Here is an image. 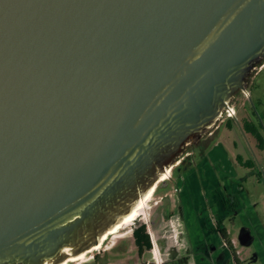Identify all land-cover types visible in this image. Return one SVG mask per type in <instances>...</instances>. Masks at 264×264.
<instances>
[{"label":"water","instance_id":"1","mask_svg":"<svg viewBox=\"0 0 264 264\" xmlns=\"http://www.w3.org/2000/svg\"><path fill=\"white\" fill-rule=\"evenodd\" d=\"M263 64L264 0H0V264L100 244Z\"/></svg>","mask_w":264,"mask_h":264},{"label":"rangeland","instance_id":"2","mask_svg":"<svg viewBox=\"0 0 264 264\" xmlns=\"http://www.w3.org/2000/svg\"><path fill=\"white\" fill-rule=\"evenodd\" d=\"M255 73L249 80L250 95L242 91L235 95L237 115L232 126L223 119L206 134L210 149L203 161L197 155L207 148L201 153L186 149L184 157L190 155L192 165L182 173L174 166L170 179L157 184L160 189L148 203V217L136 215L131 226L119 230L125 236L112 234L100 249L85 254L82 263L71 259L67 264H221L217 256L224 249L229 258L236 251L245 264H264V148L244 126L249 121L264 139V69ZM218 140L233 166L222 148L221 153L213 149ZM143 223L151 239H156L158 260L153 244L150 251L138 255L132 232ZM243 225L252 226L255 233L250 246L239 242ZM222 227H227L233 248L221 237Z\"/></svg>","mask_w":264,"mask_h":264},{"label":"flooded vegetation","instance_id":"3","mask_svg":"<svg viewBox=\"0 0 264 264\" xmlns=\"http://www.w3.org/2000/svg\"><path fill=\"white\" fill-rule=\"evenodd\" d=\"M235 120H236V118H235ZM214 133V132H213ZM212 133V134H213ZM210 134V133H209ZM208 137V136H207ZM207 137H206V135L199 141V143H197V144H193V145H190V146H188L187 148H192V151H194V150H197V151H199L200 153L202 152V151H204L206 148L208 149V147H209V143H208V141H207ZM206 149V150H207ZM210 149V148H209ZM209 149L203 154L205 157H207V153L209 152ZM202 154L201 155H197L198 156V158L199 159H201L202 161L205 159V158H203L204 156H203ZM189 159H190V155H188L187 157H183V161H188V162H190L189 161ZM236 160L238 161V158H236ZM183 161L182 160H180V163L178 164V166L181 164V163H183ZM229 161H230V164L233 166L234 165V161H232L231 159H229ZM238 163V162H237ZM172 171V170H171ZM171 173V172H170ZM170 176V174L168 173L163 179H166L167 178V176ZM167 180V179H166ZM160 181H162V180H160ZM156 188H157V185L154 187V189H153V191L151 192V194L145 199V201L142 203V205L137 209V211L135 212V215L133 216V217H128V218H126L121 224H119L118 226H116L112 231H110L105 237H104V239H103V242H101V244L98 246V247H95V248H93V249H91V250H89V251H87L85 254H87V253H90L91 251H93V250H98V249H100L101 247H102V245L104 244V242L108 239V237L110 236V235H112V234H117L116 236L117 237H123V236H125L126 234L124 233V232H120L119 230L120 229H122V228H124V229H126V228H128L129 226H131L132 224H133V222L134 221H132L133 219H135L136 217V215H141L140 217H142V218H147L148 217V203H149V201H151L152 200V198H153V196H154V193H155V191H156ZM146 205V207H144ZM140 210H142L140 213H139V211ZM237 213V212H236ZM238 215H240V211H238ZM242 228H244V229H246V230H250V232L252 233V236H253V242H254V240H255V233H254V231H253V228H252V226H250V225H246V226H244L243 225V227ZM241 228V229H242ZM226 229H227V227H226ZM227 231H228V229H227ZM220 233V232H219ZM221 235V234H220ZM221 237H222V235H221ZM153 238V242L155 243V252H156V256H155V254H154V257H156L157 258V260H158V251H157V244H156V239H155V237H152ZM223 238V237H222ZM224 240V239H223ZM253 242H252V244H253ZM251 244V245H252ZM250 246V245H249ZM234 247V246H233ZM138 250V249H137ZM226 249H224V250H222L219 254H218V256H217V262H221V264H228L229 263V259H232L233 260V262H234V264H235V261H234V256H233V252L234 251H232V254H231V257L229 258V256L227 255V252L225 251ZM206 251V250H205ZM207 252H208V250H207ZM236 252V251H235ZM237 253V252H236ZM84 254V255H85ZM255 254H257V255H259L258 253H255ZM84 255H83V257H84ZM138 255L139 256H142V255H140L139 254V252H138ZM144 255V254H143ZM239 256V255H238ZM259 257V256H258ZM260 258V257H259ZM243 260V259H242ZM84 261V259H82V261L80 262V263H82Z\"/></svg>","mask_w":264,"mask_h":264},{"label":"trees","instance_id":"4","mask_svg":"<svg viewBox=\"0 0 264 264\" xmlns=\"http://www.w3.org/2000/svg\"><path fill=\"white\" fill-rule=\"evenodd\" d=\"M258 66H260V65H258ZM231 120H235V118H229L228 119L227 125L229 127L232 126ZM244 126L250 132H252L253 135L259 140V145L263 149L264 148V139L261 137V135L258 132V130L256 129V127L253 124H251L249 121H246ZM202 152H204V151H202ZM202 155H203V153H202ZM191 165H192V162L183 161V163H181L179 166H177V169L179 168L180 172L181 171L184 172V171L188 170V168H190ZM247 165H250V164H247ZM158 189H160V188L157 187L155 192H157ZM219 232L222 235L225 243L228 246L233 248V243H232V240L229 236V233H228L226 227H222L221 229H219ZM132 234H133V237L135 239V244L137 246V249H138V252L140 255H143L146 251H150L152 249L151 236H150L149 231L147 230V226L145 223L141 224L138 227L133 228ZM233 256H234L235 264H245L244 261L238 256V254L235 251L233 252Z\"/></svg>","mask_w":264,"mask_h":264},{"label":"bare ground","instance_id":"5","mask_svg":"<svg viewBox=\"0 0 264 264\" xmlns=\"http://www.w3.org/2000/svg\"><path fill=\"white\" fill-rule=\"evenodd\" d=\"M171 170H172V169H169V170L163 175V177H162L160 180H164V181H165V179H163V178H164L168 173L170 174V176L168 175L166 179H169V178L171 177V173H170ZM160 180H159V182H160ZM159 182H158V183H159ZM158 183H157V184H158ZM157 184H156V185H157ZM156 185H155V186H156ZM155 186H154V187H155ZM153 189H154V188H153ZM153 189H151L147 194H145V195L141 198V200H140V201L138 202V204L134 207V209L132 210V212H131L129 215H127V216L124 218V220H125L126 218H128V217H133V216L135 215V212L137 211V209L142 205V203L145 201V199L151 194V192L153 191ZM124 220H123V221H124ZM123 221H122V222H123ZM122 222H121V223H122ZM121 223H119V224H121ZM119 224H118V225H119ZM118 225H117V226H118ZM106 235H107V234H106ZM106 235H105V236H106ZM105 236H104V237H105ZM104 237L102 238L101 242H103ZM152 239H153V238H152ZM101 242H100V244H101ZM100 244L95 245L93 248L98 247ZM93 248H92V249H93ZM88 251H89V250H88ZM152 251H153V253H154L155 256H156V252H155V243H154V249H153ZM86 252H87V251H86ZM86 252H85V253H86ZM85 253H83V254H81L80 256H77V257H71L69 260L72 259V260H81V261H82L83 255H84ZM84 257H85V256H84ZM155 259H157V258L155 257ZM69 260H68V261H69ZM68 261H67V262H68ZM67 262L64 263V264H67Z\"/></svg>","mask_w":264,"mask_h":264},{"label":"built area","instance_id":"6","mask_svg":"<svg viewBox=\"0 0 264 264\" xmlns=\"http://www.w3.org/2000/svg\"><path fill=\"white\" fill-rule=\"evenodd\" d=\"M244 94H245V93H244ZM245 95H247V94H245ZM236 115H237V109H236V107L234 106V104H232L230 110H228V111L225 112L223 119L236 118ZM223 119H222V120H223ZM169 179H170V178H169ZM151 241H152V244H153V246H154L153 239H151ZM153 249H154V247H153Z\"/></svg>","mask_w":264,"mask_h":264},{"label":"crops","instance_id":"7","mask_svg":"<svg viewBox=\"0 0 264 264\" xmlns=\"http://www.w3.org/2000/svg\"><path fill=\"white\" fill-rule=\"evenodd\" d=\"M264 69V67L262 68V69H260V70H263ZM260 70H257L256 71V73L254 74V76L256 75V74H258V72L260 71ZM238 120V119H237ZM222 148V150H223V152H222V155L225 157V160L227 159L228 161H229V158H228V155H227V153L225 152V150H224V148H223V145H222V141H217L216 143H215V146H214V148L213 149H216L217 150V152L218 151H220V153H221V150L220 149ZM230 162V161H229ZM242 210V209H241ZM241 210H240V214H241Z\"/></svg>","mask_w":264,"mask_h":264}]
</instances>
